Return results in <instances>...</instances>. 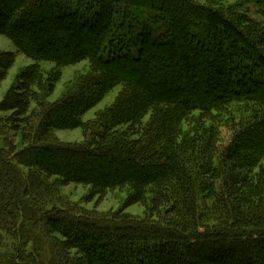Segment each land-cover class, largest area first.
Instances as JSON below:
<instances>
[{
	"label": "trees",
	"instance_id": "1",
	"mask_svg": "<svg viewBox=\"0 0 264 264\" xmlns=\"http://www.w3.org/2000/svg\"><path fill=\"white\" fill-rule=\"evenodd\" d=\"M59 1L0 0V36L15 48L0 52V84L17 53L33 62L0 101L2 130L20 145L0 146V264H264V19L192 0H66L63 10ZM29 21L43 29L39 45L24 41ZM84 62L93 79L43 106L34 124L40 64L54 65L52 94L60 71ZM216 70L228 92L203 104L169 96L195 73L210 84ZM116 88L89 129L83 117ZM243 103L250 115L236 121L232 107ZM121 127L134 139L109 143ZM67 130H80L82 144L49 142ZM51 179L89 187L96 206L115 191L126 197L113 217L77 215ZM132 206L142 219L123 215Z\"/></svg>",
	"mask_w": 264,
	"mask_h": 264
},
{
	"label": "rangeland",
	"instance_id": "2",
	"mask_svg": "<svg viewBox=\"0 0 264 264\" xmlns=\"http://www.w3.org/2000/svg\"><path fill=\"white\" fill-rule=\"evenodd\" d=\"M193 2L200 5H208L212 6L216 10H222L226 16H233V14H237V16H245L247 19L253 20L255 22L262 21L264 19V10L262 8L258 9L256 6L255 0H192ZM141 2V1H140ZM71 4L66 0L59 1L58 6L60 9H66ZM211 24V23H210ZM217 26V25H216ZM43 31L41 25L37 24L35 21H29L26 29L23 31L24 41L26 43H30L32 46L36 44H41L43 42L44 36L41 33ZM165 50V49H164ZM55 49L49 47V52H54ZM191 54V65L194 68H198V66L202 65V57L199 54V51ZM0 52H13L15 53V48L13 44L5 37L0 36ZM32 61L29 60L22 54H16L15 62L12 68L9 70L8 75L4 81L0 84V101L7 94L10 87L14 84L17 76L21 71L32 65ZM151 64V65H150ZM151 69H154V63L148 62ZM43 74V84L39 91V103L37 105H32L31 110L34 114L33 123L35 124L37 119L41 115V111L43 106H49L53 102L58 101L59 99L66 97L69 94L77 91L84 83L93 79L94 75L90 73L87 63H80L78 65L64 68L60 71L61 77L59 82L54 86V91L52 94L48 93V82L51 81L52 73L54 65L51 63H41L40 64ZM129 70V67L128 69ZM125 72V71H124ZM125 74L130 77L135 76L129 71L125 72ZM211 79V83H203L204 78L202 75L194 74L193 78L188 82L189 84H178L179 88H175L172 91L169 90V96L178 97L183 96L187 97L191 102L203 104L212 96L217 94H222L228 92L226 87L221 85V74L219 70H216L215 73L208 75ZM202 77V78H201ZM137 79V78H135ZM200 81V83L198 82ZM207 84V85H206ZM223 87V88H222ZM122 94L121 88H116L111 91L102 102H100L95 108L90 110L84 117L83 122L90 129L95 130L98 126L100 120L104 117L106 111L114 104L118 97ZM159 94V93H158ZM232 117L235 118L236 121L246 119L251 112V109L247 107V103H243V105H234L232 107ZM250 109V110H249ZM250 111V112H249ZM8 114L0 113V121L2 118L6 117ZM229 119L223 125V128L220 130V134L222 138L229 137ZM3 125L0 124V146H7L8 144H14L19 147V137L14 136L12 133H7L5 130H2ZM3 136H5L6 140H3ZM187 135V134H186ZM187 138V141L189 140ZM134 138L125 132V128H117L115 129L109 136V143L120 144L121 146H126L127 143L131 142ZM49 142H56L60 144H82L83 137L80 130H67V131H54L51 132L49 138ZM220 154L214 160V167L218 166ZM46 156H41L42 159H45ZM56 169V167H53ZM80 170H86V168L79 167ZM105 171H110L109 173H113L115 169L112 167H108L104 165ZM118 171L114 172L117 173ZM96 176L100 177V173L97 172ZM50 182L56 184L57 188V197L60 200V204L62 208L68 207L72 210V213L77 215L82 214H93L96 216H102L104 218L113 217V215L119 213L122 209V204L125 200L126 193H119L115 191L112 194H108L107 197L96 206V199L89 202L87 201V197L89 196L90 189L89 187H83L81 185L70 184L68 186H59V181L57 179H51ZM199 179L197 180L198 187ZM198 190V188H197ZM205 195V194H204ZM201 192H198L199 200L203 198ZM82 213V214H80ZM143 209L139 206H132L125 210L123 215H127L129 217L135 219H142L143 217ZM61 240L59 236H53L52 239ZM4 252L8 251L5 248H0V254L4 255Z\"/></svg>",
	"mask_w": 264,
	"mask_h": 264
}]
</instances>
